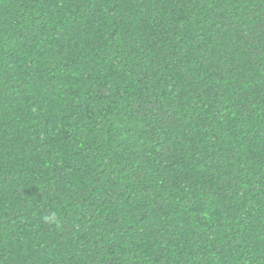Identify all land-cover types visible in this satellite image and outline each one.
Returning <instances> with one entry per match:
<instances>
[{"label":"trees","instance_id":"1","mask_svg":"<svg viewBox=\"0 0 264 264\" xmlns=\"http://www.w3.org/2000/svg\"><path fill=\"white\" fill-rule=\"evenodd\" d=\"M0 264H264V0H0Z\"/></svg>","mask_w":264,"mask_h":264}]
</instances>
